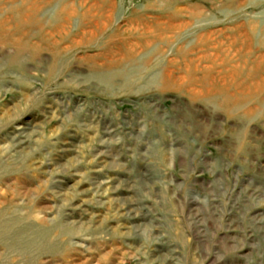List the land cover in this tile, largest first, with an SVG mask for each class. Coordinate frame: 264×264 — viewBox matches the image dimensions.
Instances as JSON below:
<instances>
[{
  "label": "rangeland",
  "instance_id": "1",
  "mask_svg": "<svg viewBox=\"0 0 264 264\" xmlns=\"http://www.w3.org/2000/svg\"><path fill=\"white\" fill-rule=\"evenodd\" d=\"M0 155V264H264V0H0Z\"/></svg>",
  "mask_w": 264,
  "mask_h": 264
},
{
  "label": "bare ground",
  "instance_id": "2",
  "mask_svg": "<svg viewBox=\"0 0 264 264\" xmlns=\"http://www.w3.org/2000/svg\"><path fill=\"white\" fill-rule=\"evenodd\" d=\"M184 14V13H183ZM199 16H197L198 18ZM191 22H184L182 24H178L179 27L185 28L188 26H191ZM22 164V163H21ZM20 165V164H19ZM18 164L15 163V161L10 160V159H6L5 157H3L2 155H0V171H11L9 173H12L14 171V168H17ZM25 169V168H24ZM23 170V169H22ZM20 171V170H19ZM25 171V170H24ZM8 173V174H9ZM13 180V179H12ZM41 191V189H40ZM26 193V192H25ZM2 199V198H1ZM2 201V200H1ZM6 203V202H5ZM9 206V207H8ZM11 205H7V207L4 208H0V237L2 238H6L7 236H9V234H11V232L15 229V226L17 225H21L23 218L21 216H17L15 215V212H12V208L10 207ZM43 220L47 221V217L44 215L42 217ZM41 235V234H40ZM46 235V234H45ZM46 237V236H44ZM48 239V238H47ZM43 240V239H42ZM45 241V240H44ZM43 241V242H44ZM36 243V240L32 241V245L33 243ZM41 242V241H40ZM34 243V244H35ZM47 245V244H46ZM38 246H40V249H43V247L45 245H41L40 243H38ZM37 246V247H38ZM33 247V246H32ZM36 247V248H37ZM46 247V246H45ZM48 247V246H47ZM47 249V248H46Z\"/></svg>",
  "mask_w": 264,
  "mask_h": 264
}]
</instances>
